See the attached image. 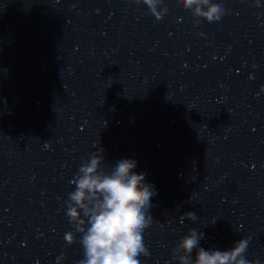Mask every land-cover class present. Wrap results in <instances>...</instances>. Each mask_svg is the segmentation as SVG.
Returning <instances> with one entry per match:
<instances>
[{
    "label": "clouds",
    "instance_id": "9594fccd",
    "mask_svg": "<svg viewBox=\"0 0 264 264\" xmlns=\"http://www.w3.org/2000/svg\"><path fill=\"white\" fill-rule=\"evenodd\" d=\"M141 2L157 20H163L168 12L167 7L160 10L163 0H136ZM182 4L209 23L219 21L225 14L223 5L212 0H182ZM104 160L103 149L98 148L80 166L72 181L75 190L65 202L70 222L82 233L80 243L85 258L79 264H145L142 258L150 254L149 230L154 224L149 210L154 206L157 191L145 182L146 174L135 171L136 160L122 159L110 170L104 167ZM196 218L194 212H188L179 220L183 223ZM203 236L202 232L189 229L172 250L173 259H178L179 264H251L244 255L249 239H241L233 248L220 251L198 247ZM65 239L72 244L76 236L68 232Z\"/></svg>",
    "mask_w": 264,
    "mask_h": 264
}]
</instances>
